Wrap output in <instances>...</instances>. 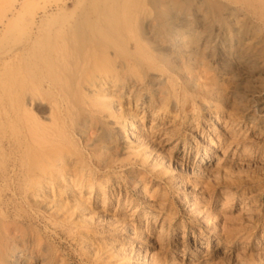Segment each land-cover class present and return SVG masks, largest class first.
<instances>
[{
  "label": "bare ground",
  "instance_id": "6f19581e",
  "mask_svg": "<svg viewBox=\"0 0 264 264\" xmlns=\"http://www.w3.org/2000/svg\"><path fill=\"white\" fill-rule=\"evenodd\" d=\"M263 44L264 0H0V264H67L33 219L108 239L87 264H156L131 240L165 242L169 171L225 168L234 142L215 132L231 97L228 110L241 99L247 119L264 114V89L225 93L250 82ZM202 108L213 130L199 128ZM188 123L206 149L184 137ZM202 186L184 196L189 214L205 225L221 216L226 231L213 230L231 232V191L207 213Z\"/></svg>",
  "mask_w": 264,
  "mask_h": 264
},
{
  "label": "rangeland",
  "instance_id": "374dc122",
  "mask_svg": "<svg viewBox=\"0 0 264 264\" xmlns=\"http://www.w3.org/2000/svg\"><path fill=\"white\" fill-rule=\"evenodd\" d=\"M261 47L263 48L264 44ZM254 55L253 58L256 63L246 71L247 76L251 78L250 82L246 83V78L244 81L240 80L238 88L230 87L226 89L225 93L228 96H233L234 93H239V96L244 93L246 96H251L248 92L249 90L257 92V94L263 91L264 50H257ZM233 99V97L229 99L230 102L228 101L224 112L220 111V115L225 117V119L220 118L221 125L216 127L218 131L215 132V134L222 132L220 133L222 135L221 138L226 141V138L230 136L232 142H234L230 155H227L226 160L224 159L225 168L218 173L216 170L213 176L205 179L197 178L190 174V171L181 169L169 171L166 175L167 178L170 177L169 183L165 184V182H162L161 185L164 190H167V196L170 198L168 207L176 213V218L173 220V225L167 227L165 242L153 244V241L148 238H133L131 240L136 249L144 250L147 255L156 257V264H171V262L173 264H264V114L258 113L256 120L247 119L245 116L247 111L246 102L241 99H239V106L238 104L236 105L237 109L228 110L232 105ZM260 103L264 105V99H261ZM198 115L199 128L201 130L214 129V126H210L211 114L206 108H202ZM226 117L231 122L228 121L226 123V119L228 120ZM191 124H183V127H181L182 134L191 143L193 149L197 147L201 148V150L206 149L205 141L202 140L200 135L194 133L196 132L194 127L196 123H193V126ZM175 143L173 142V145ZM171 146L168 145L165 150L168 151ZM181 148L182 144L179 146V151L173 149L174 151H169L168 153L176 156L182 155ZM235 150L236 154L234 155ZM233 156H235V159L232 160ZM184 159H187L186 161H189V163H193L195 154L185 155ZM214 161L210 163L212 168L215 165ZM174 176L178 177V181L183 180L188 190L179 186L177 184L178 181L173 179ZM194 184H197V189L201 185H205L204 190L209 195V197L205 198L207 201L205 203L207 204V213L217 212V209H220V199L223 198L221 191L226 189L231 191L234 199L233 204L228 208L231 232L225 233L226 230L222 227L221 216L205 225L202 220L194 219L189 214V210L185 206L184 196L189 193L188 191ZM133 191L132 195L136 198L138 190L134 189ZM32 222L34 227L36 225L41 230L46 239L52 240L51 242L59 250L60 255L67 264H87L85 253L91 248H97L105 252L106 248L110 247L107 246L109 243L108 239L97 244L90 235H84L83 241H80V235L77 230L70 228L69 225L64 224V226H61L47 223L49 227H45L46 223L42 219H33ZM214 226H217L219 233L225 230L223 232L224 235L217 236V232L213 230ZM194 233H196V236H201L202 240L195 239ZM118 235V243L120 244L127 242L128 237L130 238V236L124 235L122 232H119ZM207 240L210 242H206ZM204 241L205 243H202ZM30 264H40V262L31 260Z\"/></svg>",
  "mask_w": 264,
  "mask_h": 264
}]
</instances>
